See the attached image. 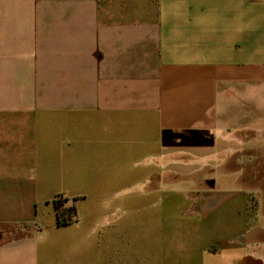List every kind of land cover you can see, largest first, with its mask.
Segmentation results:
<instances>
[{"label":"crops","instance_id":"obj_1","mask_svg":"<svg viewBox=\"0 0 264 264\" xmlns=\"http://www.w3.org/2000/svg\"><path fill=\"white\" fill-rule=\"evenodd\" d=\"M262 161L264 0H0V264H264Z\"/></svg>","mask_w":264,"mask_h":264},{"label":"rangeland","instance_id":"obj_2","mask_svg":"<svg viewBox=\"0 0 264 264\" xmlns=\"http://www.w3.org/2000/svg\"><path fill=\"white\" fill-rule=\"evenodd\" d=\"M262 168L261 171H262V174H264V161L261 162L259 168ZM245 178H246V184L248 186H250V188H255V189H259L261 191H259L260 193V196L263 197L264 195V192H262L264 190V175L263 176H257V177H254V170H253V167L249 166V167H246L245 169ZM257 186V187H256ZM258 186H261V187H258ZM253 194V193H252ZM254 195V194H253ZM252 205H251V209L253 211L255 205L253 204L254 203V199L252 198ZM254 205V206H253ZM17 237L16 235L14 236H9L8 238H15Z\"/></svg>","mask_w":264,"mask_h":264},{"label":"trees","instance_id":"obj_3","mask_svg":"<svg viewBox=\"0 0 264 264\" xmlns=\"http://www.w3.org/2000/svg\"><path fill=\"white\" fill-rule=\"evenodd\" d=\"M64 201L61 199L56 201L57 218L59 225H66L76 220L75 208H64ZM62 209L61 213H58V209Z\"/></svg>","mask_w":264,"mask_h":264},{"label":"built area","instance_id":"obj_4","mask_svg":"<svg viewBox=\"0 0 264 264\" xmlns=\"http://www.w3.org/2000/svg\"><path fill=\"white\" fill-rule=\"evenodd\" d=\"M59 200H61V198H58V199H57V201H59ZM61 210H62V209L59 208V209H58V213H61Z\"/></svg>","mask_w":264,"mask_h":264}]
</instances>
